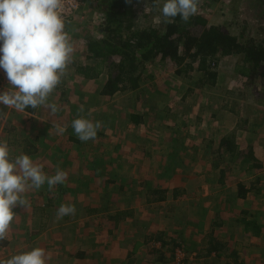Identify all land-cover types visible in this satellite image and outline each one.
<instances>
[{"label":"rangeland","instance_id":"374dc122","mask_svg":"<svg viewBox=\"0 0 264 264\" xmlns=\"http://www.w3.org/2000/svg\"><path fill=\"white\" fill-rule=\"evenodd\" d=\"M201 1L209 24L221 25L231 33L254 28L255 34L259 25L264 26V4L258 1L226 0L222 8L219 3L207 7V2ZM138 9L148 12L150 7L140 3ZM100 17L83 5L66 22L74 51L57 87L62 82L64 87L73 86L66 100L61 99V91L56 88L48 97L57 112L41 107L32 115H19L18 110L0 103V141L7 142L4 130L9 124L22 127L32 142L37 131L38 151L29 156L43 165L47 175H53L56 168L67 173L65 183L52 190L47 184L39 190H28L27 208H13L7 244L0 241V259L29 250L34 243L45 249L49 257L46 264H123L124 260H128L127 264H264V175L257 174L252 161L227 162L226 154L225 160L214 155L220 137L236 130L237 144L243 149L252 148L258 162L264 160V147L250 145L253 138L264 139V124L252 125L262 121L263 85H245V79L234 71L236 58L223 56L216 67L217 85L194 87L182 99L186 88L193 85L186 76L174 74L175 66L157 59L146 63L144 76L149 77L137 90L151 96L148 104L142 105L133 92L99 95V85L106 75L82 83L74 65L85 62L83 37L88 33L98 35ZM162 106L170 108L165 117L157 114ZM252 107L263 110L251 113ZM130 111L142 115L139 123L130 119ZM246 111L252 126L244 131L235 122ZM78 116L101 122L94 140L82 142L74 134L71 121ZM56 125H67L66 132L59 135ZM44 128L42 142L40 132ZM8 146L13 156L23 149ZM171 160L173 164H169ZM163 165L169 166L165 177ZM223 166H229V170L220 182ZM243 183H254L255 189L240 198L238 184ZM152 184L169 191L177 188L178 196L147 203L144 190ZM62 203L74 204L75 214L57 219L56 210ZM111 205L133 212L132 218L121 221L119 230V226L110 228L113 222L108 223L106 218L113 212ZM42 206L44 210H40ZM94 208L98 210L89 212ZM242 218L255 220L258 233L251 228L246 233ZM40 223L45 225L40 227ZM40 229L44 231L37 235ZM13 231L22 235L20 241H13ZM157 231L165 233V244L158 240L144 243L147 235ZM208 234L225 243L226 249L219 255L211 252L208 257H198L199 249L206 247ZM30 238L37 239L32 243ZM175 241L179 247L173 245ZM135 242L140 243L136 248ZM150 246L155 248L153 252H148ZM234 250L236 256L231 255ZM79 252L84 256L75 261L73 256ZM159 254L164 257L156 260Z\"/></svg>","mask_w":264,"mask_h":264},{"label":"trees","instance_id":"16d2710c","mask_svg":"<svg viewBox=\"0 0 264 264\" xmlns=\"http://www.w3.org/2000/svg\"><path fill=\"white\" fill-rule=\"evenodd\" d=\"M203 1L207 2V7L219 3V7L222 8L221 4L226 0ZM255 1L264 4V0ZM81 2L82 6L85 5L88 8L89 13L96 12L101 16L102 23L98 25L96 37L89 33L86 34L85 38L83 37L81 46L84 49L85 62H76L74 70L80 76L82 83L85 80H97L100 75L105 74L106 78L99 85L97 91L99 95L110 97L116 92H133L135 99L141 101L142 105L148 104L151 96L141 94L142 91L137 90L149 77L144 76L146 63H154L157 59L160 63L166 61V63L175 66L174 74L176 76L181 75L180 78L182 75L186 76L188 83L193 85V87L186 88L182 99L189 92L192 93L195 88L217 85L218 72L216 67L219 59L223 56L236 58L234 71L238 76L245 79V85L252 86L261 83L264 87V26L259 25L256 33L253 34L254 28H242L238 33H231L221 25L209 24L207 15L203 11L205 5H201V0H199L197 13L187 23L177 16L175 21L169 24L160 22V13L154 6V0H81ZM140 3L143 6H149L150 10L148 12L139 10L138 4ZM194 77L196 80L193 82L191 79ZM63 85L62 82V86L56 87V89H60L61 99L66 100L65 95L73 85L71 87H64ZM179 106L180 104L176 106L177 109L180 108ZM169 109L162 106L158 109L157 114L165 117L166 111ZM262 110L259 107L250 109L251 113L262 112ZM25 111L35 113L36 109L27 107ZM261 114L262 121L254 122L256 124H252L253 127L264 124V113ZM129 117L135 123H139L142 115L130 111ZM250 121L246 111L245 116H239L235 123L238 128L245 131L251 130ZM235 132L236 130H232L229 134L226 132L220 137L219 144L214 150L216 158L225 160L227 155L229 158L227 162L241 159L242 164L252 161V167L261 168V163L252 154V148L251 150L249 148L243 149L237 144ZM36 150L33 146V153ZM233 158L234 160H232ZM171 161L169 164H173ZM168 167L163 165L164 177ZM220 175V182H222V177L225 176L224 169L220 171ZM254 189V183L249 186L238 184L237 196L245 198L246 194ZM177 193V188L169 191L168 188H161L155 184L146 187L144 190L147 203L163 202L170 195L175 199ZM110 209L113 212L108 214L106 218L111 224L113 222V226L116 228L118 226L120 228L121 221L124 222L133 217L130 208L121 209L111 205ZM97 210L94 208L89 212H96ZM240 220L246 225V233L249 232V228L258 233L259 227L255 220H247L246 218ZM44 225L45 223H40L39 226ZM208 236L206 247L199 249L198 257H208L211 252L219 255L222 250L226 249L225 243L214 238L212 234H208ZM167 238L172 240L170 237ZM152 240H158L162 244L168 241L163 231H157L155 234L151 232L144 238V243ZM173 245L179 247L180 244L175 241ZM154 250L155 248L150 246L148 252ZM236 254L235 250L231 252L232 256H236ZM163 257L164 255L159 254L155 258L157 260ZM170 258L172 257L170 256Z\"/></svg>","mask_w":264,"mask_h":264},{"label":"clouds","instance_id":"9594fccd","mask_svg":"<svg viewBox=\"0 0 264 264\" xmlns=\"http://www.w3.org/2000/svg\"><path fill=\"white\" fill-rule=\"evenodd\" d=\"M199 0H154L162 23L169 24L177 16L187 23L198 11ZM63 0H0V70L6 75L12 91L0 92V103L18 111L27 107H47L58 111L48 97L60 84L71 62L73 47L65 32L61 9ZM83 109L81 108V111ZM67 125H56L63 135ZM102 127L100 121L80 117L71 121L77 138L86 142L94 140ZM67 173L56 168L53 175L43 171V165L35 163L23 152L13 156L6 141H0V241L14 219L13 208H27L25 194L30 189L39 190L45 184L52 190L65 183ZM74 204H60L57 219L74 215ZM49 259L42 247H32L0 259V264H46Z\"/></svg>","mask_w":264,"mask_h":264},{"label":"crops","instance_id":"0c3cea01","mask_svg":"<svg viewBox=\"0 0 264 264\" xmlns=\"http://www.w3.org/2000/svg\"><path fill=\"white\" fill-rule=\"evenodd\" d=\"M23 112V113H22ZM17 113L20 115H24L25 113L26 114H28V115H32V114H34V113H28V112H26V111H21V112H18L17 111ZM29 118V117H28ZM29 119H31V118H29ZM36 130V129H35ZM45 128L44 129H42L41 130V132H40V137H41V141L43 140L42 138H45V135L46 134H44L45 133ZM4 133H6V140H7V143L9 144V145H16V146H20V147H22L23 149H21L20 151L21 152H23V153H25V154H28V155H30V156H32V154L33 155H35V153L38 151V138H36V134H37V131H35V134H34V136H35V138H34V140H33V142L32 141H30V139L26 136V134H25V130L22 128V127H17L16 126V124H9V128H8V130L7 129H5L4 130ZM11 133V134H10ZM242 133V132H241ZM237 134V132H235V135ZM240 135H242V134H240ZM247 137V136H246ZM257 137H259V136H257ZM68 139H70L71 140V137H68ZM236 140H237V136H236ZM262 142H261V141ZM250 141H251V138H250ZM35 142H36V144H35ZM42 142H44V141H42ZM21 144H23L22 146H21ZM251 146H257L259 149H262V147H264V140L262 139V138H253L252 139V142H251V144H250ZM33 146L37 149L36 151H35V153H33ZM263 150H264V148H263ZM16 154H17V152H16ZM19 154V153H18ZM241 161V159H238L237 160V162H240ZM261 163V165H262V167L261 168H259V169H256L257 170V174L259 175V174H263L264 175V160L262 161V162H260ZM222 169H224L225 170V172L226 171H228L229 170V166L227 167V166H223V168ZM249 170H251V169H249ZM261 181V180H260ZM239 183V182H238ZM260 183V182H259ZM244 184V183H243ZM245 185V184H244ZM249 193V192H248ZM178 196V195H177ZM48 197V196H47ZM49 198V197H48ZM169 198H171V199H174L173 197H169ZM46 199V198H45ZM168 199V198H167ZM45 209V206H42V208H40V210H44ZM48 209V203L46 204V210ZM48 211V210H47ZM48 216H49V214L47 215V218H48ZM92 216V215H91ZM42 218H43V216H42ZM108 223H110V222H108ZM13 226H15V225H13ZM22 227H24L23 225H21ZM16 227V226H15ZM109 227L111 228V227H114L113 225H109ZM120 228H118L117 230H119ZM43 229L41 230V231H39L38 233H37V235L38 234H42L43 233ZM113 232V231H112ZM108 233H110V232H108ZM56 234V236L57 237H60V231H57V233H55ZM11 236H12V238H13V241H20V237H22V235H20V234H17V233H15V231H13V234H11ZM56 237V238H57ZM31 239V242L33 243V241L35 240V239H37V238H35L34 240L32 239V238H30ZM35 242H37V240L35 241ZM7 244V241L5 240L4 242H3V245H6ZM139 244V242H135V244H134V248H136L137 247V245ZM34 245V246H33ZM33 247H35V244L33 243ZM140 245V244H139ZM138 245V246H139ZM24 246H26V244L24 243ZM114 246H116L115 244H114ZM113 246V247H114ZM16 247H20V245H18V246H16ZM23 248H25V247H23ZM20 248H16L15 250L16 251H18ZM133 250V249H132ZM141 250V249H140ZM80 256H84V254L83 253H81V252H79L78 254H74V256H73V259L75 260V261H77V260H81L80 258ZM127 262H128V260H124V262H123V264H127ZM129 263V262H128Z\"/></svg>","mask_w":264,"mask_h":264},{"label":"built area","instance_id":"2783aa9c","mask_svg":"<svg viewBox=\"0 0 264 264\" xmlns=\"http://www.w3.org/2000/svg\"><path fill=\"white\" fill-rule=\"evenodd\" d=\"M82 6L81 0H63V8L61 9L62 19L65 25L66 32V22L72 18L75 13H77ZM2 91H12L11 86L8 84L7 78L3 70H0V92Z\"/></svg>","mask_w":264,"mask_h":264}]
</instances>
